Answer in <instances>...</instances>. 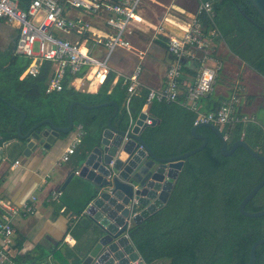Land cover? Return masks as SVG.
<instances>
[{"label": "trees", "instance_id": "1", "mask_svg": "<svg viewBox=\"0 0 264 264\" xmlns=\"http://www.w3.org/2000/svg\"><path fill=\"white\" fill-rule=\"evenodd\" d=\"M27 1L19 0L20 6ZM106 1L117 3L121 0ZM203 1L211 2V13L199 15L201 33L213 45L214 53L218 45H224L230 54L264 79V22L250 1ZM8 56L6 62H2L0 56V148L3 142L17 139L19 111L26 113L20 126V133L26 134L47 118L57 127L67 126L69 105L74 101L86 106L114 101L118 112L111 125L115 130L127 131L131 121L146 105L149 90L141 87L129 99V115L125 107L127 84L113 86L112 72L106 75L94 94L68 87L73 78L68 74L61 91L46 93L52 74L49 61L41 63L36 76L25 75L20 79L31 60L15 56L14 46ZM196 73L197 70L192 68L187 74L195 79ZM183 78L179 79L181 85ZM186 86H182L184 93ZM184 93L177 102L153 100L147 104V114L159 124L146 127L140 137L158 157L177 156L202 143L191 134L196 113L181 105ZM216 108L217 105L210 111ZM114 110L113 105L73 106L74 126L80 124L85 132L77 147L83 150L80 162L99 144ZM216 127L226 137L228 149L242 138L252 150L264 156V121L255 118L254 122L246 124L236 122ZM197 132L207 139V144L184 161L167 204L141 223L129 227L130 241L146 264H248L251 245L264 238V216L246 217L238 208L242 199L264 177V163L251 157L243 147L235 149L229 156L222 155V140L209 126H201ZM11 145L13 156L22 154L20 142ZM78 179L81 193L90 192L87 183ZM88 202L89 199L75 212L78 217L75 226L83 229L79 235L73 232L76 243L69 249L71 255H78L75 264L81 263L94 241L91 226L80 224L81 212ZM244 209L248 212L264 209V185ZM3 214L0 210V222ZM21 259L18 257L17 261ZM255 264H264V244L256 248Z\"/></svg>", "mask_w": 264, "mask_h": 264}, {"label": "crops", "instance_id": "2", "mask_svg": "<svg viewBox=\"0 0 264 264\" xmlns=\"http://www.w3.org/2000/svg\"><path fill=\"white\" fill-rule=\"evenodd\" d=\"M29 2L30 0L24 2L22 8H25ZM17 3L20 6L19 0ZM197 3L198 0H141L136 10L138 20L131 21L124 32L132 49L118 48L109 55L103 45L95 43L98 38L104 39L105 36L111 34V29L106 25L108 13L100 10L93 14L80 8L64 5V13L69 19L89 25V32L80 36L83 46L97 60L106 59L105 71L95 73L90 67L83 66L78 74L70 75L73 78L69 81L68 87H72L75 91L94 94L109 72L114 75L112 85L123 86L128 83V77L132 72L139 67V86L131 97L141 87L148 90L162 88L167 66L172 59L167 50V40L169 37H180L186 32L193 19ZM17 34L16 24L0 20V53L11 52ZM56 35L67 36L62 32ZM203 39L207 42V47L189 49L182 63L184 70L180 75L184 77L181 85L182 94V86L186 84L188 86L194 81L192 76H188V71L192 68L197 70L203 56L208 55L210 59L207 61L208 64L212 65L214 61L222 64L213 91L198 102V110L201 113L218 106L223 99L230 97L235 88H238L235 84H223V86L219 80L220 74L224 71V60L229 56H234L222 44L217 46L216 51L221 46L225 48L224 57L219 52L214 53L213 45L204 37ZM138 52H142L143 55L139 56ZM24 72L19 77L20 79L24 77ZM254 74L264 81L262 77ZM241 89L238 111L259 118L254 112L257 110L264 112V105L251 109L255 98L253 96L242 97L244 88ZM128 103L129 101L126 100L125 107L130 115ZM183 104L184 101L181 102L182 106ZM135 120L131 121L127 131L131 129ZM260 120L264 121V119ZM78 125L74 126L67 136L60 134L50 149L32 153L29 157H24L22 154L13 156V153H10V148H12L10 144L17 139L2 143L0 148L3 150V157L0 160V210L7 213L13 228V233L9 237L10 244L5 245V248L16 264H75L78 259L77 254L71 255L69 252V249H72L76 243L73 232L75 235L83 232V229L75 226L78 221L75 212L89 199L88 206L94 193L90 187V192L81 193L79 188L81 182L76 175L64 191H60L61 185L69 174L78 171L82 165L79 159L83 155V150L77 148L82 137L68 160L62 161L61 159L66 148L75 140ZM54 191H60V194L51 200L50 197ZM32 196L36 198L33 202V211L29 213L9 211L8 205L13 210L20 209L22 204L28 202ZM87 206L83 208L80 219L85 217L84 211ZM89 225L92 227L91 222ZM3 245V239L0 237V248ZM17 245V249L13 248ZM18 257H22L21 261H17Z\"/></svg>", "mask_w": 264, "mask_h": 264}, {"label": "water", "instance_id": "3", "mask_svg": "<svg viewBox=\"0 0 264 264\" xmlns=\"http://www.w3.org/2000/svg\"><path fill=\"white\" fill-rule=\"evenodd\" d=\"M249 1L264 22V0ZM74 105L87 108L115 106L99 144L83 158L77 174L75 171L71 172L60 187V191H64L76 175L83 179L94 193L91 203L84 211L85 217L80 220V224L84 226L92 223L91 237L94 241L80 264H146L130 241L129 227L141 223L167 204L184 161L201 151L207 144V139L197 132L199 127L209 126L216 131L222 140V155L229 156L235 149L243 147L251 157L264 163V156L252 150L242 139L232 143L228 149L220 129L210 123H199L191 128V134L202 141L198 147L177 156L158 157L140 137L146 127L159 124L158 120L147 114V105H144L129 131H118L111 125L118 112V107L113 101L95 106L72 102L69 105L67 126L57 127L48 118L35 124L26 134L20 133L26 113L19 111L21 117L17 125V141L22 144V155L29 157L32 153L48 150L60 134L67 136L74 127ZM2 157L3 150L0 149V160ZM263 185L264 177L239 203V212L243 216H264V209L257 212L244 209ZM261 244H264V238L251 245L248 264H255L256 248Z\"/></svg>", "mask_w": 264, "mask_h": 264}, {"label": "built area", "instance_id": "4", "mask_svg": "<svg viewBox=\"0 0 264 264\" xmlns=\"http://www.w3.org/2000/svg\"><path fill=\"white\" fill-rule=\"evenodd\" d=\"M140 1L121 0L114 3L106 0H64L63 2L60 0H30L28 5L22 8L18 5L17 0H0V20L6 23H14L17 26L18 34L14 43V55L31 60L24 76H36L40 71L41 63L49 61L52 74L47 83L46 93L59 92L63 88V80L67 74L76 75L83 66L90 67L95 73H102L106 67V59L100 61L92 57L80 39L81 35L89 32V25L69 19L64 13V5L80 8L93 14L100 10L108 13L106 25L111 29V34L105 36L104 39L98 38L95 43L103 45L109 55L118 48L132 49L130 42L124 36V32L131 21L138 20L136 10ZM203 13H211V2L198 0L193 19L186 32L180 37L168 38L167 50L172 59L166 69L165 82L160 89H149L146 105L153 100L165 103L178 101L181 95L179 79L184 58L188 55L191 47L203 49L207 47V42L202 37L198 18ZM58 32L65 33L67 36H57L56 33ZM138 55L142 56L143 53L138 52ZM208 60H210L208 55L203 56L194 81L186 87L185 93L183 92V106L196 113L193 126L199 123H210L222 127L228 123L246 124L254 122V116L238 111L240 87L235 88L230 97L222 100L215 110L206 113L199 112V100L213 91L217 74L222 67V64L217 61H214L212 65L208 64ZM139 74L140 68L137 67L128 77L127 101L139 86ZM147 122L150 121L147 120ZM76 134L75 140L63 153L62 161H67L69 156L74 153L80 138L84 134L81 125L77 126ZM75 173L77 174V171ZM59 194L60 191H54L50 199L54 200ZM35 200L36 198L32 196L28 202L22 204L20 209L13 210L9 205L8 209L11 213L13 211L29 213L33 211ZM12 233L13 228L10 219L4 212L2 222H0V237L4 243L3 247L0 248V264H16L5 248V245L10 244L9 237Z\"/></svg>", "mask_w": 264, "mask_h": 264}, {"label": "rangeland", "instance_id": "5", "mask_svg": "<svg viewBox=\"0 0 264 264\" xmlns=\"http://www.w3.org/2000/svg\"><path fill=\"white\" fill-rule=\"evenodd\" d=\"M221 47L216 52H219V54L224 57L223 53H225L226 50ZM0 56H2V62H6L9 58L7 53H0ZM223 64H225V66L223 67L224 71L222 70L223 73L220 74V83L222 85L235 84V87H243L242 97L253 96L255 98L254 104H251V109L256 108L258 105H264V81L260 80L236 57H227ZM254 113L260 119H264L263 111L257 110Z\"/></svg>", "mask_w": 264, "mask_h": 264}, {"label": "clouds", "instance_id": "6", "mask_svg": "<svg viewBox=\"0 0 264 264\" xmlns=\"http://www.w3.org/2000/svg\"><path fill=\"white\" fill-rule=\"evenodd\" d=\"M209 79H210V77H209Z\"/></svg>", "mask_w": 264, "mask_h": 264}]
</instances>
